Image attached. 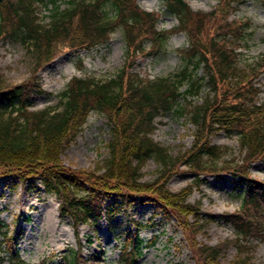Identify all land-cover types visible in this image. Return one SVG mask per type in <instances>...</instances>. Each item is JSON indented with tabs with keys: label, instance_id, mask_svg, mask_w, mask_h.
<instances>
[{
	"label": "trees",
	"instance_id": "trees-1",
	"mask_svg": "<svg viewBox=\"0 0 264 264\" xmlns=\"http://www.w3.org/2000/svg\"><path fill=\"white\" fill-rule=\"evenodd\" d=\"M235 1L219 0L210 10L198 11L186 0H163L177 17L174 29L186 34L187 45L180 49L185 65L174 75L150 78L132 70L134 59L143 53L145 40L150 42L146 51L159 49L170 33L157 27L158 12L141 8L136 0H0V40H19L32 60L29 75L18 83L9 82L0 69V175L14 174L22 182L38 178L57 196L59 216H68L76 232L80 222H92L102 212L112 219L144 196L175 217L194 264H251L246 241L264 236V179L248 174L251 161L264 160V100L258 99L260 87L254 82L264 70V53L251 65H237L239 45L232 41L237 35L245 38L249 21L229 19L227 8ZM40 5L47 14H41ZM115 29L123 33L128 62L107 76L73 75L55 104L30 108V95L43 92L36 74L43 65L63 51L103 43ZM198 67L199 74L194 72ZM181 96L186 103L177 106ZM175 108L188 112L195 129L191 145L172 154L151 134L155 118ZM91 110L108 120L109 156L93 169L64 164L60 154ZM219 130L237 136L242 156L219 160L224 148L211 141ZM149 156L157 162L158 173L142 180ZM181 164L193 173L195 184L212 172L230 173L243 182L239 208L219 213L234 227L235 236L213 244L196 240L214 217L202 214L199 200L187 199L191 183L176 191L167 186L172 174L182 171ZM130 220L138 229L139 223ZM124 238L118 256L123 264H135L144 241L138 230L126 232ZM231 244L236 253L222 262L220 255ZM8 249L7 264H43L28 263L18 249ZM100 258L93 253L87 259L76 245L59 264H98Z\"/></svg>",
	"mask_w": 264,
	"mask_h": 264
},
{
	"label": "rangeland",
	"instance_id": "rangeland-1",
	"mask_svg": "<svg viewBox=\"0 0 264 264\" xmlns=\"http://www.w3.org/2000/svg\"><path fill=\"white\" fill-rule=\"evenodd\" d=\"M136 2L147 11L158 12L157 27L165 29L170 36L162 47L150 51H146L150 42L145 40L144 51L134 59L132 70L150 78L174 75L185 65L180 50L187 45L185 32L174 29L177 17L165 8L163 0ZM187 2L193 10L207 11L218 4L219 0ZM39 9L42 15L48 13L43 5ZM227 12L230 20L249 21L244 31L245 38L240 39V35H237L232 43L239 45L236 48L237 65H251L264 53V0H237L230 3ZM128 60L120 29L112 31L108 40L103 43L63 51L37 71L43 92L30 95V107L38 109L55 104L59 92L73 75L107 76L116 72ZM31 66V56L24 44L9 37L0 40V69L9 82L18 83L23 80L29 75ZM195 71L199 74L201 68L198 67ZM254 79L255 84L260 87L258 99L264 100V70ZM182 87L183 85L180 88ZM192 100L194 103L199 99ZM185 103L186 99L181 96L177 106ZM194 129L188 112H179L175 108L155 118V129L151 135L172 154H177L191 145ZM109 136L106 116L91 110L74 140L61 152L63 163L93 169L96 162L109 156ZM211 141L224 148L219 160L243 155L235 134L227 135L219 130L211 135ZM185 167L179 165L178 170L182 171L172 174L167 186L171 191H176L191 183L192 190L187 199L190 202L199 200L202 214L210 213L214 217L204 226V231L198 232L196 240L213 244L227 236H235L234 227L219 218V213L239 208L243 182L232 179L230 173L217 175L212 172L201 175L202 179L195 184L193 173L188 169L184 170ZM248 171L250 176L264 179V160L251 161ZM142 172V180H151L157 175V162L152 156L144 162ZM112 196L113 194L110 197ZM133 197L138 198V195ZM58 203L57 196L46 191L38 178L22 182L14 174L0 175V221L3 222L0 228V256H3V261L0 264H7L5 256L9 252L8 246L18 249L19 255L28 263L41 261L43 264H59L63 254L75 249L76 245L80 246L87 259L93 253L103 257L98 264H123L118 253L125 242V233H136L137 230L130 218L139 223L138 234L146 242L135 264H194L191 249L181 228L176 225L175 217L159 202L142 196L140 200L134 199L129 209L116 211L112 219H106L102 212L92 222H80L77 232L68 216H59ZM9 234L13 236L7 241L4 237ZM246 243L251 250V264H264V236L249 238ZM235 253L236 248L231 244L222 251L220 259L227 262Z\"/></svg>",
	"mask_w": 264,
	"mask_h": 264
},
{
	"label": "bare ground",
	"instance_id": "bare-ground-1",
	"mask_svg": "<svg viewBox=\"0 0 264 264\" xmlns=\"http://www.w3.org/2000/svg\"><path fill=\"white\" fill-rule=\"evenodd\" d=\"M51 219H53V217L51 216Z\"/></svg>",
	"mask_w": 264,
	"mask_h": 264
}]
</instances>
